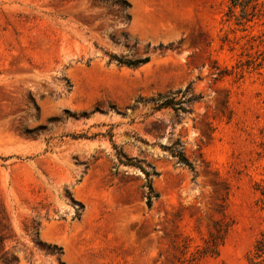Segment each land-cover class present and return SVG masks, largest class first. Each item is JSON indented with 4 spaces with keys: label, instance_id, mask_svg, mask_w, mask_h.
Masks as SVG:
<instances>
[{
    "label": "rangeland",
    "instance_id": "rangeland-1",
    "mask_svg": "<svg viewBox=\"0 0 264 264\" xmlns=\"http://www.w3.org/2000/svg\"><path fill=\"white\" fill-rule=\"evenodd\" d=\"M253 6L248 21L230 0H0V216L17 264L254 262L264 0ZM159 95L188 112L154 111ZM121 161L158 174L150 209L143 173Z\"/></svg>",
    "mask_w": 264,
    "mask_h": 264
},
{
    "label": "trees",
    "instance_id": "trees-1",
    "mask_svg": "<svg viewBox=\"0 0 264 264\" xmlns=\"http://www.w3.org/2000/svg\"><path fill=\"white\" fill-rule=\"evenodd\" d=\"M256 0H230V11L233 13L234 9L240 10V17L242 20H248L249 17L255 15L256 7L253 4ZM123 6L127 7L128 5L124 2ZM109 62L115 63L118 67H125L129 69H137L140 68L150 62L149 57H145L143 59L138 60H127L124 57L117 56V55H109ZM181 94V92H178ZM198 98H192L189 102H196ZM154 104V111H162L171 109L174 112H182L187 113L184 104L181 100H177V97L165 96L162 95L158 96V99L151 100ZM112 137V135L110 136ZM75 138V137H74ZM171 157L176 159L178 164L187 167L191 171L194 170L193 165L190 163L189 159L186 157L184 151L181 149V145L176 143L174 149L170 152ZM1 159V158H0ZM124 166H134L141 170L144 175L145 184L143 186L144 195L143 198L145 200V204L147 208H151L154 201L157 200L158 195L156 194L154 187H153V178L157 177L156 172L146 171L141 165H137L133 162L125 163L120 162ZM262 202H264V191L261 193ZM228 233V226H222L220 229L215 230L210 236V240L206 242V247L202 251V256H216L219 253V247L223 244L226 235ZM38 230L35 233V236L38 237ZM14 240V235L10 229L8 224V220L5 215L0 216V264H17L18 260L16 257L12 256L7 250V243ZM47 251L51 255H62V250L55 246H48ZM264 263V232L260 235V238L256 242L255 246V258L252 264H263Z\"/></svg>",
    "mask_w": 264,
    "mask_h": 264
}]
</instances>
